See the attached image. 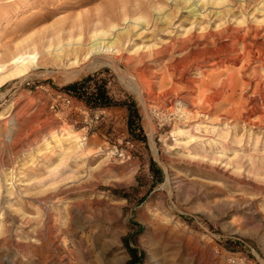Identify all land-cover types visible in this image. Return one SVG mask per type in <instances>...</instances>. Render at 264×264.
Returning a JSON list of instances; mask_svg holds the SVG:
<instances>
[{"label": "rangeland", "instance_id": "374dc122", "mask_svg": "<svg viewBox=\"0 0 264 264\" xmlns=\"http://www.w3.org/2000/svg\"><path fill=\"white\" fill-rule=\"evenodd\" d=\"M111 15L114 64L67 81V59L31 61ZM259 48L264 0H0V264H126V244L139 264H264ZM82 80L139 126L64 90Z\"/></svg>", "mask_w": 264, "mask_h": 264}, {"label": "bare ground", "instance_id": "6f19581e", "mask_svg": "<svg viewBox=\"0 0 264 264\" xmlns=\"http://www.w3.org/2000/svg\"><path fill=\"white\" fill-rule=\"evenodd\" d=\"M188 2L189 0H184ZM159 19L166 17L167 15L158 14ZM140 18V17H138ZM97 20L100 21L99 28L93 30L90 35V32L87 31L86 28L82 27V22L78 23L80 26V34L76 37L72 35V29L68 31V38L66 40L63 38V28L58 32V42L53 44V39L50 40V44L45 47L42 51H37L36 48L31 50L30 59L32 62L37 61L38 57L41 56V59L45 57L44 62L59 64L64 59L70 61L69 66H65L63 69V73L65 74L66 80L70 81L76 78L77 74L84 69L95 67L101 63L114 64L111 61L113 55L118 54V48L120 47V43L126 37V28H119L118 23L119 19L115 16H109L106 21L102 19V17H98ZM80 20H78L79 22ZM82 21V20H81ZM129 23V22H128ZM142 24V23H141ZM106 25V26H105ZM134 26H138L139 23H132ZM101 27H107L103 29ZM227 30L226 28L218 29L216 31H208L207 37L217 36L222 34ZM114 31V32H113ZM255 32V37H258V32L256 29L252 27H248L245 29L243 33L244 37H248L251 33ZM86 34L88 36H86ZM191 38V37H190ZM189 38V39H190ZM40 43V42H39ZM187 43V42H186ZM178 44V43H177ZM129 44L127 45V47ZM174 44L171 43L170 46L165 45L160 49H157L153 52L154 55L164 56L167 53V48H173ZM222 48V47H221ZM232 48V47H231ZM231 51V49H230ZM264 51L263 48L258 49V56ZM41 53V54H40ZM40 54V55H39ZM241 57L243 59L247 58V54H242ZM22 58V54L12 55V66L7 64V62L2 60V64L6 66V72L12 74L15 71L17 66V61ZM258 58V57H257ZM260 58V57H259ZM5 60V59H4ZM8 60V59H7ZM249 60L246 59L245 62ZM67 62V61H66ZM63 63V62H62Z\"/></svg>", "mask_w": 264, "mask_h": 264}, {"label": "trees", "instance_id": "16d2710c", "mask_svg": "<svg viewBox=\"0 0 264 264\" xmlns=\"http://www.w3.org/2000/svg\"><path fill=\"white\" fill-rule=\"evenodd\" d=\"M100 68L102 67L92 69V71ZM84 73L85 72L80 73L77 77L81 76ZM84 81L85 80L73 81L71 83H68L64 86V90L75 95L76 97H80L82 100L85 101L87 105L91 107L105 108L117 104H125L128 110L127 124L129 127V131H134V128H136V126L137 127L139 126L137 107L135 105L134 100L131 97H128V99H125L122 102H116L108 94L104 84L102 85L96 84L94 88L89 91ZM126 246L128 248L130 255V258L128 259L126 264H139L140 257L138 256L137 251L129 247V245L127 244Z\"/></svg>", "mask_w": 264, "mask_h": 264}]
</instances>
